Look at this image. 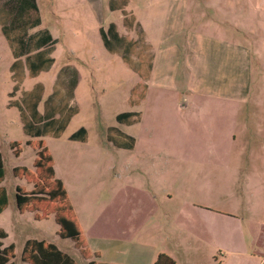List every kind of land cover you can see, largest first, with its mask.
Masks as SVG:
<instances>
[{
    "label": "crops",
    "instance_id": "crops-1",
    "mask_svg": "<svg viewBox=\"0 0 264 264\" xmlns=\"http://www.w3.org/2000/svg\"><path fill=\"white\" fill-rule=\"evenodd\" d=\"M46 2L48 11H54L50 12L48 24L56 22L55 24L61 25V22H64L70 30L73 27L79 30L78 15L66 13L65 19L58 13L67 10L81 12L83 28L86 20L91 21L92 24L86 31L97 33L105 51L110 56L117 57L119 62L121 61L139 78V81L130 84L123 92L114 91L115 97L119 96V101L124 102L125 109L114 113V125L104 128L105 132L100 139V150L80 149L78 155L74 156L75 160L68 153L63 154L61 163L67 174L76 167V162L85 165L84 160L92 156L98 160V157L106 156L107 150L116 156L120 150L135 151L138 147V138L136 135L126 133L125 129L136 125L144 124L149 129L152 126H167L171 123L182 130H187L188 134L193 116L186 111L190 106L196 107V101L193 100L199 97L221 98L228 101L245 94L247 99L252 83L250 47L240 42L236 43L233 39L206 34L188 27L187 19L190 16L188 13L195 11V6L190 8V0H47ZM58 2L64 5L58 6ZM106 10L110 15L118 14L117 17L104 20L103 14ZM254 11H258L263 16L264 0H254ZM194 19L195 16L192 21ZM75 20L77 23H73ZM50 26L44 23L40 0H0V28L13 58L9 66L10 82L7 88L1 90V101L7 109L16 108L21 121L20 111L15 104L25 107L24 102L33 101L28 93L36 91L37 85L42 86V96L37 105V112L42 120L40 129L42 134L49 133L54 139H60L74 118L81 113L77 93L82 83V71L86 65L81 59L83 43L80 42L78 46L71 45L64 32L62 38L54 36ZM231 28L237 29L234 26ZM150 29L160 30L156 42L150 38ZM77 37H80V34L74 35L72 32L70 40H76ZM103 39L107 41L108 47L105 46ZM61 43L68 45L69 57L55 72L50 91L48 92V88L42 83L37 82L26 90L23 87L26 79L34 80L43 72L53 70L56 64L55 54ZM16 84L19 87L14 92L13 88ZM89 84L90 82L86 93L87 97H92L94 87ZM172 93L179 95L176 97L178 104L164 100L167 94ZM232 100L231 102H235L233 104L243 105L245 99L240 97ZM246 102L245 100L244 103ZM10 103L11 107L8 106ZM230 105L225 102L220 108L229 110ZM202 106L209 105L206 103ZM260 108H264L263 104H260ZM69 112H72L69 123L62 134L55 137L57 129L55 121L62 120ZM122 113L131 114V118L124 123L118 122L116 118ZM57 115L58 117L55 118ZM226 115V111L223 112V116ZM81 128L85 130V135H80L77 140H70V136ZM261 128V132H264V121ZM111 129L119 133L112 132ZM148 138L156 141L158 136L154 138L149 131ZM67 139L71 143L85 147L90 142V131L83 125ZM111 139H117L118 142L125 141L127 147H121ZM158 140L167 148L152 144L154 150L141 151L151 158L148 169L154 173V177L150 176L147 179H153V183L149 186L143 183L141 186H135L137 181L134 176L138 174L125 177V180L132 185L122 187L130 189L133 200L137 197L132 205L131 200H127L129 201L127 204L117 202V199H121L122 192L124 195V189L121 190L120 184L113 183L112 186H108L113 203L111 204L110 200L96 216L92 218L88 216L87 227L80 216H84L88 211L87 206L91 204V199L95 197L99 199L102 196L106 184L98 181L96 187L91 188L84 187V182H73L70 187L67 186L64 177L59 175L62 174L59 170L61 163L54 161L52 156L55 178L64 185L86 246L91 253L90 260L94 263L154 264L156 258L164 254L171 258L174 264H216V256L221 255L226 249L222 244V240L227 239L225 231L221 230L218 235L219 232L215 229L218 225L217 220H226L230 216H215L216 212L207 203H211L215 195L217 173L221 169L218 163H226L225 168L232 169L231 152L216 149L209 152L212 159L205 160L204 164H191L199 153L201 154L197 149L185 150L178 148L177 144L169 147L166 143L168 139H164L162 135ZM247 153V157L258 154V160L262 165V171L260 174L257 173L262 182L258 184L264 187V144L256 153ZM165 156L173 158L172 165L163 164ZM191 156H194V159ZM127 170L128 167L122 168L117 163L102 164L100 167L102 172L112 171L113 176L118 180L121 179L120 174ZM143 175L144 173L141 172L139 176ZM253 180L251 175L246 182ZM31 189L32 185L26 191ZM107 212L111 216L106 214ZM99 213L105 215L101 216ZM29 214L32 216V213ZM51 216L41 220L34 219L48 220ZM57 227L59 230L58 225ZM0 229L3 230L2 227ZM4 233L6 237L1 240L3 248L12 245L3 244V240L8 236L5 231ZM36 241L54 245L77 264L70 249L62 250L53 242L42 239ZM73 249L79 253L74 245ZM79 255L81 256L80 253ZM82 259L85 260L83 257ZM85 261L89 264V260Z\"/></svg>",
    "mask_w": 264,
    "mask_h": 264
},
{
    "label": "rangeland",
    "instance_id": "rangeland-1",
    "mask_svg": "<svg viewBox=\"0 0 264 264\" xmlns=\"http://www.w3.org/2000/svg\"><path fill=\"white\" fill-rule=\"evenodd\" d=\"M46 1L40 0L41 14L44 23L51 25L53 35L62 38L64 32L71 45L78 46L80 42L83 43L81 59L86 66L83 68L82 83L77 93V102L81 107V113L74 118L60 139H54L49 133L39 138H30L23 133L18 110L16 108L7 109L4 102L1 101V90L7 88L10 82L9 66L13 62V58L0 28V154L4 166V181L1 186L6 189L8 197V207L0 215V227L8 235L3 240V244L14 246V264H25L20 260V256L24 242L28 239H42L53 242L62 250L70 249V253L77 264H86V261L73 249L72 241L59 237L58 227L52 216L48 220L36 221L33 214L31 216L29 213H19L15 203V187L20 185L29 189L31 185L23 179L15 178L12 169L17 166L33 169L35 150L28 144L29 141H41L51 157L53 156L54 161L59 163H61L65 152L75 160L74 156L78 155L80 149L100 150V139L105 132L104 128L108 125H114V113L125 109L124 102L119 101V96L115 97L114 91L121 90L120 92H123L130 84L139 81V78L129 71L121 61L119 62L117 57L110 56L105 51L97 33L93 34L91 30L86 31L88 26L92 24L91 21L86 20L83 28L81 12L76 13L67 10L58 13L63 15L65 19L66 13L78 15L80 22L77 28L79 30L75 27L70 30L64 22H61V25L55 24L56 22L48 24L50 12L54 11H48ZM63 5L64 3L58 2V6ZM193 6H195V11L188 13L190 15L187 19L188 27L206 34L233 39L236 43L240 42L250 47L252 52V83L247 93V99L245 94L232 98L240 99L241 97L247 102L244 103V100L242 105V103L233 104L235 102H231L232 99L227 101L221 98L199 97L193 100L196 101V107L190 106L186 111L193 116L188 134L187 130H182L171 123L167 126H152L149 129L144 124L136 125L130 129L123 128L126 133L136 135L138 138V147L135 151L120 150L116 156L107 150L106 156L98 157V160L92 156L84 160L85 165L76 162V167L72 168L69 174L61 163L59 170L62 171V174L59 173V175L64 177L66 185L69 187L73 182H84V187L91 188L96 187L98 181L106 184L102 196L99 199L96 197L91 199V204L87 206L88 211L84 216H80L85 227H87L88 216H91L90 218L96 216L104 205L111 200L112 195L109 193L108 186H112L113 183L114 185L120 184L121 190L124 189V195L122 192L120 194L121 199H117V202L127 204L129 203L127 200H131L130 204L132 205L137 197L133 200L130 189L122 187L123 185H132L131 182L125 180V177L138 174L134 176L137 181L135 186H141L142 183L149 186L153 183V179H147L150 176L154 177V173L148 169L151 158H148L141 151L154 150L151 147L152 144L167 148L158 140L161 135L164 139H168L166 143L169 147L177 144L178 148L197 149L201 152L191 164H204L205 160L212 159L209 152L216 149L231 152L230 165H232L230 167L232 169L225 168L224 164L226 163H218L221 165V169L217 173L215 195L211 203H207L216 212L215 216H230L226 220H217L218 225L215 230L219 232L218 235H220L221 230L225 231L227 239L222 240L226 249L221 255L216 256V264H264V187L258 184V182H262L258 175L262 171V165L258 160V154L247 157V152L256 153L264 144V132H261L264 108H260V104L264 106V13L261 16L258 11H254V0H190V8ZM117 15H110L106 10L103 19L107 21L117 17ZM194 16L195 19L192 21ZM76 21L73 23H77ZM231 26L237 28L238 31L232 29ZM72 32L74 35L80 34V37L71 41ZM149 33L151 40L156 42L160 30L150 29ZM67 48V44L61 43L55 54L56 64L53 70L43 72L34 80L26 79L23 87L28 90L37 82L47 87L49 92L55 72L69 57ZM89 82V85L94 87L92 97H87L86 93ZM176 97L179 95L167 94L164 100L178 104ZM225 102L231 104V109L223 110L220 108L221 104ZM206 103L209 105L208 107L202 106ZM41 110L43 112V109ZM225 111L227 115L223 116ZM57 117L58 115L55 116V118ZM83 125L88 127L90 131V142L85 147H80L78 144L68 141L67 137ZM149 131L154 138L158 136L156 141L148 138ZM11 142L20 144L21 154L19 157L13 155L9 146ZM191 157L194 159V156ZM172 159L165 156L163 164L172 165ZM109 163L112 165L120 164L122 168L128 167V170L121 173V179L118 180L113 176L112 171H100L102 164ZM186 164H188L187 161ZM141 172L144 173L143 176H139ZM251 175H253L254 180L246 182ZM99 214L105 215V213ZM106 214L111 216L109 212ZM220 224L223 226L221 227Z\"/></svg>",
    "mask_w": 264,
    "mask_h": 264
},
{
    "label": "trees",
    "instance_id": "trees-1",
    "mask_svg": "<svg viewBox=\"0 0 264 264\" xmlns=\"http://www.w3.org/2000/svg\"><path fill=\"white\" fill-rule=\"evenodd\" d=\"M104 40L106 47L107 41ZM39 70H36L38 72ZM19 85L13 88L15 92ZM42 86L37 85L36 91L28 93L33 101L24 102L25 107L15 104L20 111L23 131L27 136L39 138L44 136L40 129V116L37 112V105L42 96ZM13 94V92H12ZM11 107V103L8 104ZM72 117V112L66 114L62 120H56L55 137H59ZM131 118V114L122 113L117 116V121L124 123ZM134 123V120L132 121ZM112 132L119 133L115 129ZM121 134V133H120ZM80 135H85L83 128L70 136V140H77ZM122 135V134H121ZM112 142L121 147H127L125 141L111 139ZM28 144L35 150V159L33 169L17 166L12 169L15 178L23 179L32 185L30 191H26L23 186L15 187V202L17 210L20 213L28 212L34 214L36 220H41L52 215L56 224L59 226L58 235L61 239L72 241L74 248L79 251L89 264H96L90 260L91 253L86 246L82 230L77 221L74 209L69 201L68 195L62 182L55 178L53 160L47 148L41 141H29ZM10 149L15 157L21 154L20 144L17 142L9 143ZM4 181L3 159L0 154V214L7 208V192L1 184ZM6 237L3 230L0 229V264H14L12 260L15 257L14 247L12 245L3 248L1 240ZM21 260L26 264H75L66 254L59 251L54 245L44 241L27 240L21 252ZM102 264V263H99ZM154 264H174L173 260L164 254H160Z\"/></svg>",
    "mask_w": 264,
    "mask_h": 264
}]
</instances>
